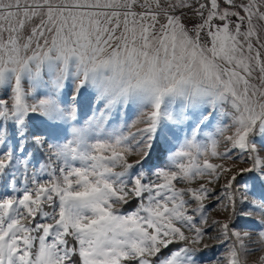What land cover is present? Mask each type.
Instances as JSON below:
<instances>
[{
    "label": "snow or ice",
    "instance_id": "obj_1",
    "mask_svg": "<svg viewBox=\"0 0 264 264\" xmlns=\"http://www.w3.org/2000/svg\"><path fill=\"white\" fill-rule=\"evenodd\" d=\"M0 264H264V0H0Z\"/></svg>",
    "mask_w": 264,
    "mask_h": 264
},
{
    "label": "rangeland",
    "instance_id": "obj_2",
    "mask_svg": "<svg viewBox=\"0 0 264 264\" xmlns=\"http://www.w3.org/2000/svg\"><path fill=\"white\" fill-rule=\"evenodd\" d=\"M131 119H135V113H133V115L130 117V121H131ZM129 121V122H130ZM213 129H207V131H212ZM257 139H259V137H257ZM221 150H223L222 149V147H221ZM33 151H34V149H33ZM44 151V150H43ZM39 157L36 155V157H35V159H33V161H32V167H35V168H39V164H40V162H42V159H38ZM214 162H217V161H214ZM30 171H31V169H30ZM37 179L38 180H44V179H47V177L46 176H37ZM198 183L199 182H197V183H194V184H191V185H186L185 183H183V182H181V183H179L178 184V187L179 188H183V187H196L197 185H198ZM18 186L19 187H21V188H23V183L22 182H20V181H18ZM17 195H19V193L17 194ZM187 198V197H186ZM211 215H213V216H215L216 215V213L215 212H212L211 213ZM239 226V225H238ZM223 251H224V248H219L218 250H217V254H222L223 253ZM259 255V253L257 254V256ZM256 257H250V259H255Z\"/></svg>",
    "mask_w": 264,
    "mask_h": 264
},
{
    "label": "trees",
    "instance_id": "obj_3",
    "mask_svg": "<svg viewBox=\"0 0 264 264\" xmlns=\"http://www.w3.org/2000/svg\"><path fill=\"white\" fill-rule=\"evenodd\" d=\"M35 151V150H34ZM43 152V150H40V153H42ZM40 153H37V156L39 157L38 159H42L43 160V157H42V155L40 154ZM166 162V160L164 159V158H161V160L160 161H158V163H160L161 165L163 164V163H165Z\"/></svg>",
    "mask_w": 264,
    "mask_h": 264
}]
</instances>
